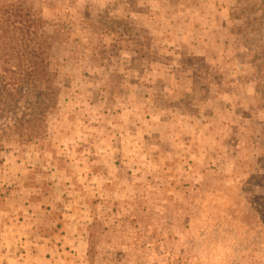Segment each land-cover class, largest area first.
Segmentation results:
<instances>
[{"label":"rangeland","instance_id":"374dc122","mask_svg":"<svg viewBox=\"0 0 264 264\" xmlns=\"http://www.w3.org/2000/svg\"><path fill=\"white\" fill-rule=\"evenodd\" d=\"M3 70L0 264H264V0H0Z\"/></svg>","mask_w":264,"mask_h":264},{"label":"trees","instance_id":"16d2710c","mask_svg":"<svg viewBox=\"0 0 264 264\" xmlns=\"http://www.w3.org/2000/svg\"><path fill=\"white\" fill-rule=\"evenodd\" d=\"M30 11H28V18L29 20V25L32 26L33 28H35L32 25V21L33 22H37L34 21V18L30 17ZM19 21V20H18ZM17 21V22H18ZM40 21V19L38 20ZM25 22V19L22 20L21 24H23ZM38 26V25H35ZM20 29L19 32L21 34V42H20V51H19V58L16 57L14 51L12 53V58L14 62H16L17 60V70L15 71H11L14 74H20L22 73V76L20 78V82L21 83V89L20 92L16 95L18 96V98H22V95H28L29 93L33 92V90H38L39 89V85H41L43 83V85H47L50 86L51 85V77L53 76L51 73H49V71L47 70V64H46V60L44 61L43 59V54H44V50L41 47V45H39L38 47H35V43L32 42L33 39H30L29 36L31 35V32L29 31V27L27 26H22L20 25ZM35 36L34 37H38L39 35L37 34V31L34 32ZM43 37V36H42ZM44 41H45V37H43ZM23 59L21 61H18V59ZM8 59V58H7ZM6 71H0V76H2ZM6 76H4V85H3V90H0L1 94H3V92H6V86L8 84V82L6 81ZM18 77L17 79H13L12 83L15 81H18ZM9 85H13V84H9ZM26 89L24 91H22V89ZM10 98H14L13 95L11 94ZM37 101L38 104H40V96L37 97ZM33 113V112H32ZM30 114V113H29ZM30 116V115H29ZM34 116V115H32Z\"/></svg>","mask_w":264,"mask_h":264},{"label":"crops","instance_id":"0c3cea01","mask_svg":"<svg viewBox=\"0 0 264 264\" xmlns=\"http://www.w3.org/2000/svg\"><path fill=\"white\" fill-rule=\"evenodd\" d=\"M2 224H5V223L2 222ZM0 236H1V234H0Z\"/></svg>","mask_w":264,"mask_h":264}]
</instances>
